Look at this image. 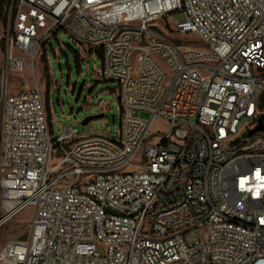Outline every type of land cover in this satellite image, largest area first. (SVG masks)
Returning <instances> with one entry per match:
<instances>
[{
	"label": "built area",
	"instance_id": "obj_1",
	"mask_svg": "<svg viewBox=\"0 0 264 264\" xmlns=\"http://www.w3.org/2000/svg\"><path fill=\"white\" fill-rule=\"evenodd\" d=\"M175 14L173 32L204 50L151 25ZM60 30L101 53L120 129L54 138L50 96L48 110L44 91L4 87L0 228L31 215L0 264H264V132L249 135L264 116V0H10L4 73L46 55Z\"/></svg>",
	"mask_w": 264,
	"mask_h": 264
},
{
	"label": "rangeland",
	"instance_id": "obj_2",
	"mask_svg": "<svg viewBox=\"0 0 264 264\" xmlns=\"http://www.w3.org/2000/svg\"><path fill=\"white\" fill-rule=\"evenodd\" d=\"M181 17V14L169 15L166 19H160L151 25L181 44L204 50L196 35L173 32ZM43 54L38 61H27L22 71L8 72L6 75L4 73L6 50L2 49L0 40V95L4 87L8 95L30 90L44 91L46 96H50L54 138L61 135L64 126L76 127L79 134L85 137L115 138L121 122L118 86L116 83L102 80V61L96 52L94 50L91 52L88 47L76 43L60 30L57 36L50 40L46 55ZM155 59L165 72L168 84L172 77L170 68L159 58ZM137 65L135 56L134 74L137 73ZM202 74L207 76L205 73ZM98 115H102V118L82 125L86 118ZM137 117L147 119L148 115L139 113ZM155 129L168 132L166 122L161 120L155 123L153 130ZM158 142L157 137L156 143ZM30 215L31 209L26 208L0 228V249L11 239L27 237L26 227ZM202 235L203 230L196 229L186 234V237L190 242H195Z\"/></svg>",
	"mask_w": 264,
	"mask_h": 264
},
{
	"label": "water",
	"instance_id": "obj_3",
	"mask_svg": "<svg viewBox=\"0 0 264 264\" xmlns=\"http://www.w3.org/2000/svg\"><path fill=\"white\" fill-rule=\"evenodd\" d=\"M101 118H102V115L86 118L82 122V125H87L90 121L95 120V119H101ZM257 132H264V116L259 118L257 127L255 129L251 130L249 132V135L251 136V135H253V134L257 133Z\"/></svg>",
	"mask_w": 264,
	"mask_h": 264
},
{
	"label": "trees",
	"instance_id": "obj_4",
	"mask_svg": "<svg viewBox=\"0 0 264 264\" xmlns=\"http://www.w3.org/2000/svg\"><path fill=\"white\" fill-rule=\"evenodd\" d=\"M10 4V0H0V23L1 22H5V14H6V10L8 8ZM2 49L5 50L4 45L2 44ZM97 55L100 57L101 59V53L97 52ZM45 56V55H43ZM47 108L49 110V97L47 96Z\"/></svg>",
	"mask_w": 264,
	"mask_h": 264
}]
</instances>
